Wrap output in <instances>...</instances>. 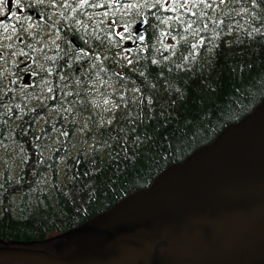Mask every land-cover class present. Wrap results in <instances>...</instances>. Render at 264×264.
Returning a JSON list of instances; mask_svg holds the SVG:
<instances>
[{
    "label": "trees",
    "instance_id": "16d2710c",
    "mask_svg": "<svg viewBox=\"0 0 264 264\" xmlns=\"http://www.w3.org/2000/svg\"><path fill=\"white\" fill-rule=\"evenodd\" d=\"M170 10L132 12L150 17L145 45L127 58L112 31L60 29L59 48L33 67L42 76L34 86L21 63L43 51L22 32L14 52L0 47V240H42L84 223L264 99V0H181ZM90 74L106 77L116 104L101 127L85 103Z\"/></svg>",
    "mask_w": 264,
    "mask_h": 264
},
{
    "label": "water",
    "instance_id": "95a60500",
    "mask_svg": "<svg viewBox=\"0 0 264 264\" xmlns=\"http://www.w3.org/2000/svg\"><path fill=\"white\" fill-rule=\"evenodd\" d=\"M145 26H136L139 41ZM64 236L81 253L55 264H264V101L149 188ZM2 258L52 256L0 248Z\"/></svg>",
    "mask_w": 264,
    "mask_h": 264
},
{
    "label": "flooded vegetation",
    "instance_id": "af4514ba",
    "mask_svg": "<svg viewBox=\"0 0 264 264\" xmlns=\"http://www.w3.org/2000/svg\"><path fill=\"white\" fill-rule=\"evenodd\" d=\"M51 1H54V0H51ZM90 1H93V2L104 1L106 3V0H90ZM74 2H75V0H66V3L69 5V7L72 6L74 4ZM124 4H126V3H124ZM104 7L106 9V4ZM36 8L42 12V13H38V15L45 16V14H43L45 12V9H43L41 6H37ZM48 9L50 11L52 10L50 8H48ZM49 10H47V11H49ZM14 14H15V12H14ZM50 16H51V13L49 14V17ZM104 20L106 21V18ZM71 25L76 26V27L78 26V25H74V24H71ZM24 26H25V28H27L29 30L36 29L38 27V25L29 23V22H25ZM107 40L110 41L111 39L108 38ZM2 243H4V244H2ZM0 246L22 247V248H28V249H34V250H44V251L50 252L51 254H53L55 256H58L59 258H64L67 256L74 255V254H76V251H77V248L73 242H69L65 238L60 237L58 235L53 236V237H47L45 239L34 241V242H19V243H8L7 244L5 242L0 241ZM0 264H46V263L4 259V260H0Z\"/></svg>",
    "mask_w": 264,
    "mask_h": 264
},
{
    "label": "rangeland",
    "instance_id": "374dc122",
    "mask_svg": "<svg viewBox=\"0 0 264 264\" xmlns=\"http://www.w3.org/2000/svg\"><path fill=\"white\" fill-rule=\"evenodd\" d=\"M14 53H12L13 56ZM106 88H110V84L106 83V81L102 79L95 80V84L92 85L91 89L93 92L88 93L89 97L86 98L85 103H88V112L91 108L96 113V117L93 119V123H103L108 120H112V116L114 111L116 110V104L114 101H111L104 94ZM86 120L83 123H86L89 118H85Z\"/></svg>",
    "mask_w": 264,
    "mask_h": 264
},
{
    "label": "bare ground",
    "instance_id": "6f19581e",
    "mask_svg": "<svg viewBox=\"0 0 264 264\" xmlns=\"http://www.w3.org/2000/svg\"><path fill=\"white\" fill-rule=\"evenodd\" d=\"M52 2H53V1H52ZM41 15H42V14H41ZM71 24H72V23H71ZM77 27H78V26H77ZM67 39H68V38H67ZM87 42H88V41H87ZM87 42H86V43H87ZM76 54H77V53H76ZM76 61H77V60H76ZM22 75H23V74H22ZM80 259L84 260V258H83V257H81Z\"/></svg>",
    "mask_w": 264,
    "mask_h": 264
},
{
    "label": "snow or ice",
    "instance_id": "6c2138e0",
    "mask_svg": "<svg viewBox=\"0 0 264 264\" xmlns=\"http://www.w3.org/2000/svg\"><path fill=\"white\" fill-rule=\"evenodd\" d=\"M3 3V0H0V4H2Z\"/></svg>",
    "mask_w": 264,
    "mask_h": 264
}]
</instances>
